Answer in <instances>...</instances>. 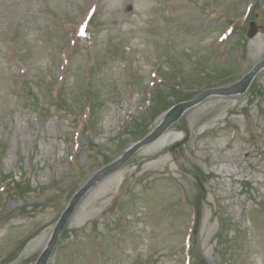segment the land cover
Segmentation results:
<instances>
[{"label": "rangeland", "instance_id": "374dc122", "mask_svg": "<svg viewBox=\"0 0 264 264\" xmlns=\"http://www.w3.org/2000/svg\"><path fill=\"white\" fill-rule=\"evenodd\" d=\"M263 57L264 0H0V264H35L74 192L158 125L157 84L172 105ZM182 114L89 188L47 264H264V67Z\"/></svg>", "mask_w": 264, "mask_h": 264}, {"label": "water", "instance_id": "95a60500", "mask_svg": "<svg viewBox=\"0 0 264 264\" xmlns=\"http://www.w3.org/2000/svg\"><path fill=\"white\" fill-rule=\"evenodd\" d=\"M131 6H129L128 9H130ZM256 28H252V30L249 32V35L252 36L255 33ZM264 65V60L261 61L260 63H258L252 70L250 73H248L239 83L235 84L234 86H231L229 88H224V89H212V90H207L202 92L199 96H197L196 98L187 101V102H183L180 104L175 105L173 108L170 109V111L167 113V115L165 116L164 120L162 121V123L148 136H146L145 138H143L142 140H140L138 143H136L132 148H130L120 159L114 161L111 164H108L107 166H105L104 168H102L100 171H98L86 184H84L74 195V197L72 198V201L70 202L69 206L66 208V210L64 211L60 221L58 222L52 238L49 242L48 247L42 252V254L40 255L39 259L37 260V264H45L50 251L57 239L58 234L60 233L63 225L66 222V219L68 218L69 214L71 213V211L73 210L76 202L78 201V199L99 179L101 178V176L109 173L110 171L120 167L129 157L130 155L137 150L139 147L147 144L148 142L154 140L155 138H157L160 134L163 133V131L172 123L174 122L179 115L181 114V112L183 110H185L186 108L198 103L200 100L204 99L205 97H207L210 94H224V95H229L232 93H237V92H242L246 89L247 85L249 84L251 78L253 77V75L259 70L260 67H262Z\"/></svg>", "mask_w": 264, "mask_h": 264}, {"label": "trees", "instance_id": "16d2710c", "mask_svg": "<svg viewBox=\"0 0 264 264\" xmlns=\"http://www.w3.org/2000/svg\"><path fill=\"white\" fill-rule=\"evenodd\" d=\"M157 90H158V88H155V91H157ZM172 92H174L173 95L178 100H182L181 98L187 99V98L191 97L190 94L182 93V92H180L178 90H173ZM151 103H153V106H152V113H151L150 117H151V119H154L157 116V114H159L161 111H163V110H165L167 108V105L169 104V101L166 99V96L162 93V91H158V92H156L154 94V97H153ZM143 128H144V131L142 133L138 134V135L142 136L146 132L147 125L144 124L141 127V130ZM14 185L19 187L20 183L15 182Z\"/></svg>", "mask_w": 264, "mask_h": 264}, {"label": "bare ground", "instance_id": "6f19581e", "mask_svg": "<svg viewBox=\"0 0 264 264\" xmlns=\"http://www.w3.org/2000/svg\"><path fill=\"white\" fill-rule=\"evenodd\" d=\"M261 152V154H264V147L262 148V150L260 151ZM45 245V242L43 243V246ZM42 246V247H43Z\"/></svg>", "mask_w": 264, "mask_h": 264}]
</instances>
